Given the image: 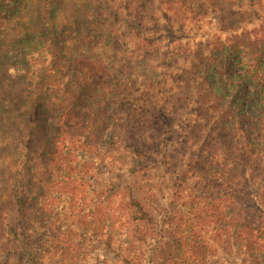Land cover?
<instances>
[{
	"label": "trees",
	"instance_id": "16d2710c",
	"mask_svg": "<svg viewBox=\"0 0 264 264\" xmlns=\"http://www.w3.org/2000/svg\"><path fill=\"white\" fill-rule=\"evenodd\" d=\"M96 244L264 264V0H0V264Z\"/></svg>",
	"mask_w": 264,
	"mask_h": 264
},
{
	"label": "rangeland",
	"instance_id": "374dc122",
	"mask_svg": "<svg viewBox=\"0 0 264 264\" xmlns=\"http://www.w3.org/2000/svg\"><path fill=\"white\" fill-rule=\"evenodd\" d=\"M198 25V24H197ZM196 24H191L189 26V28H179L178 26L175 29L174 35H170L168 33L167 30L164 29H158V34L156 35L155 39H157V43L158 45L161 44V46L163 48L168 47V48H172L175 45V41H179L182 43L185 42H190V45H192L194 42H200V41H204L207 37L212 36L213 34L216 33H220L221 32V28L218 24V22H216V19L214 16H211L210 18H208L204 23H203V27L199 28ZM174 36V39H173ZM178 44V43H177ZM244 154V153H243ZM245 155V154H244ZM116 156V172L115 174H119V173H127L126 171V164L127 162H129V156L128 154L122 153V152H118L117 154H115ZM122 160H126V164H124L122 162ZM86 162H88V158L86 160ZM246 163L244 161L243 166H245ZM118 228H121L120 225L118 226ZM121 230V229H120ZM88 232V231H87ZM88 235V233H87ZM87 241V246H88V236L86 238ZM97 245V249L96 251H89L88 252V247L87 250L85 251V257H80L79 259H77L75 261L74 264H102L101 262L103 260H109L107 261L106 264H111V260L116 259V255L113 254L112 252L108 251V249L103 245ZM119 245V244H118ZM89 254V255H88Z\"/></svg>",
	"mask_w": 264,
	"mask_h": 264
}]
</instances>
